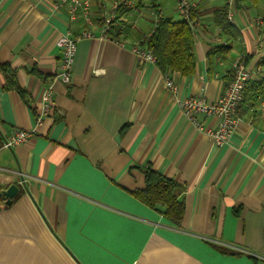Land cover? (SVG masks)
<instances>
[{
  "label": "crops",
  "instance_id": "obj_1",
  "mask_svg": "<svg viewBox=\"0 0 264 264\" xmlns=\"http://www.w3.org/2000/svg\"><path fill=\"white\" fill-rule=\"evenodd\" d=\"M185 1L196 68L169 73L176 99L217 100L240 57L252 79L264 77V0ZM179 2L91 0L87 15L79 8L70 19L62 0H0V62L26 94L2 91L0 74L2 139L34 128L41 93L53 89L37 134L0 148V191L17 188L10 205L0 200V264H264V98L241 107L227 143L215 146L204 132L215 119L197 115V129L157 66L130 52L159 16L184 18ZM225 4L234 37L214 22ZM63 34L80 37L69 83L58 79ZM227 45L208 64L207 53ZM148 165L184 185L179 226L128 193L144 187L139 168Z\"/></svg>",
  "mask_w": 264,
  "mask_h": 264
},
{
  "label": "trees",
  "instance_id": "obj_2",
  "mask_svg": "<svg viewBox=\"0 0 264 264\" xmlns=\"http://www.w3.org/2000/svg\"><path fill=\"white\" fill-rule=\"evenodd\" d=\"M233 1L236 7H241L242 4L247 2L251 4L259 2V0ZM228 9L227 4L215 9L213 11L214 22L224 34L234 37L235 28L227 19ZM193 18L194 13L192 10H188L186 17L183 19H174L172 16H159L152 33L145 38V41H141L140 44L154 55L155 65L162 74L167 72L178 73L184 77L194 74L196 60L193 53L194 31L191 25ZM229 50L230 46L228 45L213 47L207 53L208 64L226 55ZM242 59L247 65L246 59ZM258 67L264 70V56L259 59ZM0 74L3 77L2 91H15L22 98L26 97L25 91L18 83L15 68L0 62ZM32 74L42 81L51 79V77L43 75L35 69ZM228 74L229 78L227 80L229 83L233 79L234 68ZM261 98H264V77L252 79L250 75V79L244 85L243 98L238 106V111L243 106L256 104ZM124 131L125 128L121 132ZM2 140L0 135V148L2 147ZM139 169L144 176V187L128 191V193L151 209L156 210L161 205L164 218L179 226L184 215V202L180 198L184 185L154 171L150 165ZM0 200H2L1 196ZM234 214L238 215L237 209L234 210ZM222 253H225V251L222 250Z\"/></svg>",
  "mask_w": 264,
  "mask_h": 264
},
{
  "label": "built area",
  "instance_id": "obj_3",
  "mask_svg": "<svg viewBox=\"0 0 264 264\" xmlns=\"http://www.w3.org/2000/svg\"><path fill=\"white\" fill-rule=\"evenodd\" d=\"M62 3L68 5L70 19L76 17V12L79 8L82 9L84 15H87L91 0H62ZM178 8L185 18L189 10V5L185 0H180ZM80 37H89V34L83 33ZM68 34L61 35L56 45L61 51V64L58 79L63 83H69L71 78L72 65L76 53V40ZM145 41V39L143 40ZM130 52L138 59L140 64L153 63L156 59L154 55L142 46L140 43L130 47ZM166 90H168L176 102L180 105L184 114L196 126L197 129L203 130L198 123L197 115H204L215 119L214 127L204 130L209 141L215 146H222L227 143L228 138L234 128L239 123L238 106L243 98V89L245 83L250 79V70L240 57L234 64V76L231 82L228 83L223 94L215 101L209 102L203 97H186L184 99H176V87L173 84L169 72L162 74ZM52 85L48 84L42 91L40 97V110L36 119L35 127L26 131L14 132L2 140L3 148H11L27 142L31 137L37 134V128L40 127L45 118L50 114L53 102ZM0 202V208L4 205Z\"/></svg>",
  "mask_w": 264,
  "mask_h": 264
},
{
  "label": "water",
  "instance_id": "obj_4",
  "mask_svg": "<svg viewBox=\"0 0 264 264\" xmlns=\"http://www.w3.org/2000/svg\"><path fill=\"white\" fill-rule=\"evenodd\" d=\"M16 191L17 188L14 185H11L6 190L0 191V196L7 205H10L12 203V199L16 194Z\"/></svg>",
  "mask_w": 264,
  "mask_h": 264
}]
</instances>
